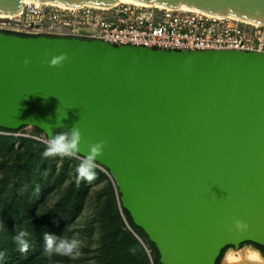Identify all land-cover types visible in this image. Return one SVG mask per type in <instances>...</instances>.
Instances as JSON below:
<instances>
[{
    "label": "water",
    "instance_id": "1",
    "mask_svg": "<svg viewBox=\"0 0 264 264\" xmlns=\"http://www.w3.org/2000/svg\"><path fill=\"white\" fill-rule=\"evenodd\" d=\"M24 1L0 0V14ZM133 1L264 25V0ZM27 127L48 144L78 133L70 154L111 178L161 264H217L227 249L264 248L263 53L0 32V129Z\"/></svg>",
    "mask_w": 264,
    "mask_h": 264
},
{
    "label": "built area",
    "instance_id": "2",
    "mask_svg": "<svg viewBox=\"0 0 264 264\" xmlns=\"http://www.w3.org/2000/svg\"><path fill=\"white\" fill-rule=\"evenodd\" d=\"M0 31L81 40L115 47L131 46L171 52L241 51L264 54V25L233 17L131 4L111 7H61L23 4L20 15L0 20Z\"/></svg>",
    "mask_w": 264,
    "mask_h": 264
},
{
    "label": "rangeland",
    "instance_id": "3",
    "mask_svg": "<svg viewBox=\"0 0 264 264\" xmlns=\"http://www.w3.org/2000/svg\"><path fill=\"white\" fill-rule=\"evenodd\" d=\"M0 136L14 137L13 142L15 149L22 148L19 141L16 139L26 138L39 141L46 145H49L43 135L38 134L34 128H24L17 133H6L0 131ZM0 147V164L4 161H9L11 156L7 155ZM69 157L76 158L80 162L89 164L96 167L92 163H88L83 159L73 155L66 154ZM64 159L61 158L58 161V171L64 165ZM72 163L70 164L69 178H66L64 187L67 188L71 182V178L74 176ZM98 168L105 177L94 175L92 180H87L88 187L85 188L73 203H70L68 207H57L61 202V195L58 191L51 190L49 197L45 204H43L39 211H37V219L34 222L40 226V233L37 240L40 249L45 251V257H47V264H134L137 262V254H133L132 258L126 260L124 251H116L117 249L110 248L112 240H120L123 238V233L127 230L130 231L122 213L119 208L118 198L115 197L117 210L124 220V227H121L117 220V210L115 204L109 193V188H113L117 195V190L111 178L99 167ZM86 186V185H84ZM65 188H63L65 190ZM13 191L10 193L4 192L0 196V238L14 239L20 235V232L15 230L16 224L13 219L16 214L13 213V209L21 210V215L32 213L31 209L27 205L18 201L12 200L11 197ZM14 195V194H13ZM68 203V200L66 201ZM67 208V209H65ZM13 227L10 230V227ZM110 230V231H109ZM121 231V233H120ZM25 235V234H24ZM133 235V234H132ZM51 236L53 238V245L51 248L47 246L46 237ZM136 237L135 235H133ZM20 237V236H19ZM44 237V238H43ZM25 237L21 235L20 239ZM61 242L72 245L71 251L61 250L57 251L56 246ZM247 246L241 247L240 250ZM229 250L227 249L223 254L220 264L224 263L225 256ZM237 251V250H236ZM0 249V264H6L7 256L2 254ZM150 253V252H149Z\"/></svg>",
    "mask_w": 264,
    "mask_h": 264
},
{
    "label": "trees",
    "instance_id": "4",
    "mask_svg": "<svg viewBox=\"0 0 264 264\" xmlns=\"http://www.w3.org/2000/svg\"><path fill=\"white\" fill-rule=\"evenodd\" d=\"M1 33L8 35H17L21 37H32L23 34L10 33L0 31ZM22 130V129H21ZM6 133H17L18 131L2 130ZM20 131V130H19ZM35 131L43 135L41 131L35 129ZM46 139V138H45ZM47 140V139H46ZM14 137L0 136V147L5 151L6 154L11 156L9 161H4L0 164V196L4 192L10 193L13 191L11 197L13 201L16 199L27 205L31 209L32 213H28L25 216L21 215V210L13 209L14 223L16 224L15 230L20 232L25 237L27 243V249L22 251V244L17 237L14 239H6L5 237L0 238V249L2 254L6 258V264H47V257H45V251L40 249L37 243L40 233V226L34 222L37 219L36 213L39 208L45 204L48 199L49 192L56 190L61 195V202L58 203L57 207H68L70 203H73L80 195L82 191L88 187L87 179L81 177L77 171L79 166H90L91 171L101 177L105 175L96 167L89 164L80 162L76 158L69 157L68 155H51L45 156L44 152L48 145L35 141L32 139L20 138L16 139L22 145L20 149H15L13 142ZM63 158L64 165L61 170L58 171V161ZM72 163L73 177L68 187L65 188V180L69 178L70 164ZM86 185V186H84ZM65 188V190L63 189ZM110 196L115 201L116 193L112 186L108 187ZM68 200V203L66 202ZM70 202V203H69ZM119 203V200H118ZM115 209L117 210L116 202ZM121 213L129 226L130 231L123 233V238L116 240L115 237L110 243V248L117 249L116 251H124L126 260L132 258L133 254H137V262L134 264H161L160 256L156 246L151 243L145 233L138 228L132 221L130 214L120 207ZM67 209V208H65ZM117 220L121 227H124V220L117 210ZM13 227V225L10 227ZM110 231V230H109ZM121 233V231H120ZM25 234V235H24ZM137 236L134 237L133 235ZM18 236V237H19ZM44 238V237H43ZM144 245L139 241V239ZM24 238L20 239L21 242L25 241ZM257 248L264 256V248L256 245H252ZM150 252V253H149ZM223 251L221 257L218 259L217 264H220L223 257Z\"/></svg>",
    "mask_w": 264,
    "mask_h": 264
},
{
    "label": "bare ground",
    "instance_id": "5",
    "mask_svg": "<svg viewBox=\"0 0 264 264\" xmlns=\"http://www.w3.org/2000/svg\"><path fill=\"white\" fill-rule=\"evenodd\" d=\"M31 2L32 1L25 0L24 4H28ZM120 3L121 4H131V5H135V6H139L143 8H164L161 6L148 5V4L140 3L137 1H133V0H119L117 4H120ZM61 7H65V6H61ZM180 10L185 11V12H195V11L198 12L197 10H194L192 8L185 7V6H182ZM21 11H19L15 15H1L0 14V20L14 19L20 15ZM223 264H264V257L260 254L258 249H256L255 247L247 246L246 248L242 250H237V251L234 249L229 250L225 256V260Z\"/></svg>",
    "mask_w": 264,
    "mask_h": 264
},
{
    "label": "clouds",
    "instance_id": "6",
    "mask_svg": "<svg viewBox=\"0 0 264 264\" xmlns=\"http://www.w3.org/2000/svg\"><path fill=\"white\" fill-rule=\"evenodd\" d=\"M55 62V61H54ZM78 139V133H74L73 135V141L71 143L66 142L64 136H57L54 140L49 142V145L47 146L44 155L45 156H51V155H66L70 153V150L75 145V141ZM98 149L94 148L93 152L95 153ZM79 175L81 177L86 178L87 180H92L94 178V173L91 171L90 166H79L77 169ZM22 235V234H21ZM18 240L22 244L21 250L24 251L27 249V243L25 241L21 242L20 237H18ZM47 246L49 248L53 245V238L51 236L46 237ZM72 245L65 244L64 242H61L59 245L56 246L57 251L66 250L71 251Z\"/></svg>",
    "mask_w": 264,
    "mask_h": 264
},
{
    "label": "flooded vegetation",
    "instance_id": "7",
    "mask_svg": "<svg viewBox=\"0 0 264 264\" xmlns=\"http://www.w3.org/2000/svg\"><path fill=\"white\" fill-rule=\"evenodd\" d=\"M244 246H248V245H243L242 247H244Z\"/></svg>",
    "mask_w": 264,
    "mask_h": 264
}]
</instances>
